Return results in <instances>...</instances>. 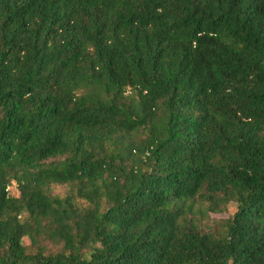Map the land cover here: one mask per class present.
Segmentation results:
<instances>
[{"label": "trees", "instance_id": "16d2710c", "mask_svg": "<svg viewBox=\"0 0 264 264\" xmlns=\"http://www.w3.org/2000/svg\"><path fill=\"white\" fill-rule=\"evenodd\" d=\"M0 264H264V0H0Z\"/></svg>", "mask_w": 264, "mask_h": 264}, {"label": "rangeland", "instance_id": "374dc122", "mask_svg": "<svg viewBox=\"0 0 264 264\" xmlns=\"http://www.w3.org/2000/svg\"><path fill=\"white\" fill-rule=\"evenodd\" d=\"M58 190H60V189H58Z\"/></svg>", "mask_w": 264, "mask_h": 264}]
</instances>
